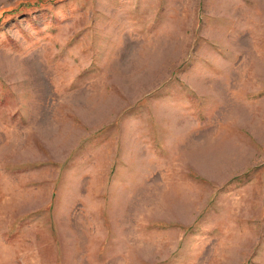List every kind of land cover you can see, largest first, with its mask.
<instances>
[{
  "label": "rangeland",
  "instance_id": "rangeland-1",
  "mask_svg": "<svg viewBox=\"0 0 264 264\" xmlns=\"http://www.w3.org/2000/svg\"><path fill=\"white\" fill-rule=\"evenodd\" d=\"M0 264H264V0H0Z\"/></svg>",
  "mask_w": 264,
  "mask_h": 264
}]
</instances>
